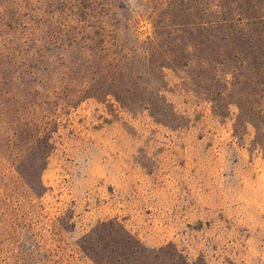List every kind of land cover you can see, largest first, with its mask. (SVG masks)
Returning <instances> with one entry per match:
<instances>
[{
    "label": "rangeland",
    "instance_id": "rangeland-1",
    "mask_svg": "<svg viewBox=\"0 0 264 264\" xmlns=\"http://www.w3.org/2000/svg\"><path fill=\"white\" fill-rule=\"evenodd\" d=\"M254 103L264 0H0V264H264Z\"/></svg>",
    "mask_w": 264,
    "mask_h": 264
},
{
    "label": "trees",
    "instance_id": "trees-1",
    "mask_svg": "<svg viewBox=\"0 0 264 264\" xmlns=\"http://www.w3.org/2000/svg\"><path fill=\"white\" fill-rule=\"evenodd\" d=\"M257 105H258V103H254V104H252L251 106L254 108V114L257 115L258 117H261V116L264 115V109H263V108H256ZM259 119H260V118H259ZM255 128H256L257 130H260V128H258V127H256V126H255Z\"/></svg>",
    "mask_w": 264,
    "mask_h": 264
}]
</instances>
